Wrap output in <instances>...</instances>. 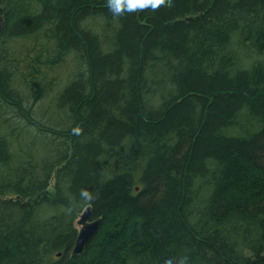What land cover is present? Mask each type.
I'll return each mask as SVG.
<instances>
[{
    "label": "trees",
    "instance_id": "obj_1",
    "mask_svg": "<svg viewBox=\"0 0 264 264\" xmlns=\"http://www.w3.org/2000/svg\"><path fill=\"white\" fill-rule=\"evenodd\" d=\"M0 264H264V0H0Z\"/></svg>",
    "mask_w": 264,
    "mask_h": 264
},
{
    "label": "clouds",
    "instance_id": "obj_2",
    "mask_svg": "<svg viewBox=\"0 0 264 264\" xmlns=\"http://www.w3.org/2000/svg\"><path fill=\"white\" fill-rule=\"evenodd\" d=\"M109 8L114 15H119L125 10L134 17L146 14L153 16L167 4L170 0H108Z\"/></svg>",
    "mask_w": 264,
    "mask_h": 264
},
{
    "label": "water",
    "instance_id": "obj_3",
    "mask_svg": "<svg viewBox=\"0 0 264 264\" xmlns=\"http://www.w3.org/2000/svg\"><path fill=\"white\" fill-rule=\"evenodd\" d=\"M136 190H138V188ZM77 226L79 230L71 251L72 256L81 255L86 245L98 234L100 219L93 220L91 218V207H87L79 216ZM57 256H60V254Z\"/></svg>",
    "mask_w": 264,
    "mask_h": 264
},
{
    "label": "rangeland",
    "instance_id": "obj_4",
    "mask_svg": "<svg viewBox=\"0 0 264 264\" xmlns=\"http://www.w3.org/2000/svg\"><path fill=\"white\" fill-rule=\"evenodd\" d=\"M78 228V227H77Z\"/></svg>",
    "mask_w": 264,
    "mask_h": 264
}]
</instances>
